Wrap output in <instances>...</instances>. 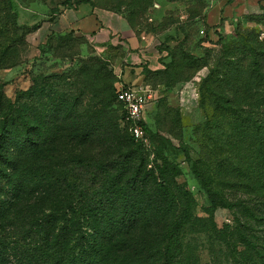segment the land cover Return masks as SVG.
<instances>
[{"label": "rangeland", "instance_id": "obj_1", "mask_svg": "<svg viewBox=\"0 0 264 264\" xmlns=\"http://www.w3.org/2000/svg\"><path fill=\"white\" fill-rule=\"evenodd\" d=\"M12 3L15 22L21 29L15 32L7 20L0 22L3 27L0 32L1 95L40 130L41 141L48 140L44 154L49 151L62 170L74 169L80 176L85 161L103 164L115 159L113 150L95 141H79L76 137L92 119L100 117L96 113L100 107L96 104L99 83L96 70L103 67L112 81H116L114 87H123L118 84L124 56L122 39L110 33L88 38L77 33L50 32L48 24L65 10L89 5L119 14L139 39L153 40V47L164 54L161 60L168 66L164 71L146 75L153 93L146 114L147 127L169 142L165 155L180 171L178 183L194 199L192 220L181 234L183 251L173 264H238L233 252L236 242L227 227L240 218L238 211L217 208L210 212L208 197L195 179L185 154L204 162L200 145L207 140L205 131L213 137L227 129L228 122L224 118L227 114L211 109L212 98L219 102L230 99L254 118L264 112V106L257 103L263 90L255 87L256 82L253 86L249 83L258 76L254 61H263L264 0H12ZM226 56L234 59L235 65L229 70L223 67L222 59ZM88 71L91 78L84 79L81 74ZM63 78L64 83L60 81ZM101 83L107 85L109 81L101 80ZM205 86L210 92L206 93L208 99L202 109L200 102ZM33 88L35 90L28 94ZM63 97L70 101L69 107L61 109L63 113H59L54 122L47 121L45 117L52 115L50 109L61 106L59 100ZM111 108L116 110V104ZM216 113L217 119L213 117ZM258 147L247 141L241 147L226 149L225 157L230 156L235 161L241 158L239 162L245 176L251 177L257 171L255 150ZM208 160L211 165L215 163L214 158ZM151 161L152 157L148 165ZM201 167L213 178L215 186L234 182L216 166ZM153 177L158 178L157 172ZM261 182L255 192H249V184L244 179L242 184L248 187L229 192L230 198L256 206L257 197L264 196V181ZM32 190L37 191L38 187ZM35 195L31 191L24 194L18 207L11 210L9 219L0 220V238L13 242L15 237L21 236L22 219L32 213ZM180 204L178 199V213ZM145 209L149 214L150 209ZM255 213L260 214L257 210ZM171 219L169 214L163 219L148 216L140 221L132 238L140 243L137 239L148 232L152 241L143 251L137 247L124 250L115 256L117 260L124 264H162L164 237L157 236L166 231ZM252 230L261 235L260 227L252 225Z\"/></svg>", "mask_w": 264, "mask_h": 264}, {"label": "trees", "instance_id": "obj_2", "mask_svg": "<svg viewBox=\"0 0 264 264\" xmlns=\"http://www.w3.org/2000/svg\"><path fill=\"white\" fill-rule=\"evenodd\" d=\"M15 19L12 0H0V22L7 20L9 27L16 32L21 28ZM2 28L0 25V32ZM75 34L73 31L68 32V35ZM262 51L263 61L260 63L255 60L253 66L258 76L249 83L253 86L256 82L255 87L263 90L257 103L264 106ZM222 60L227 70L235 65L232 57L226 56ZM163 65L161 71L168 66L165 62ZM96 71L99 78L96 104L100 106H97L99 111L96 113L100 117L92 119L76 139L102 144L109 151L113 150L115 159L103 164H88L85 161L81 176L74 169L62 170L53 161L49 151L44 154L43 148L49 143L48 140L41 141L40 130L23 118L10 100H4L0 92V220L9 219L11 210L18 207L24 194L31 191L37 197L35 209L33 207L32 213L22 219L23 227L19 230L21 236L15 237L13 242L0 238V264H124L117 260V254L135 247L143 251L152 241L146 232L144 237L137 239L140 243H136L132 238L135 226L148 216L163 219L169 214L172 217L170 224L166 231L157 236L164 237L162 264H173L183 251L181 234L192 220L194 199L178 183L180 171L165 155L170 144L149 130L147 122L143 127L149 147L136 142L126 127L121 126L123 110L117 102L119 89L114 87L116 81H112V76L104 72L103 67ZM144 72L145 75L153 73L146 69ZM88 74L89 71L81 76L84 75V79L91 78ZM101 80L109 83L104 85ZM60 81L64 83L65 78ZM144 86L149 87L147 79L144 80ZM34 90L31 89L28 94ZM65 91L66 88L63 93ZM209 92V87L205 86L200 102L202 109H205L208 99L206 93ZM66 98L70 99L69 96ZM67 99L61 98V106L51 108L49 113L52 115L49 114L50 117L46 116L45 119L49 122L57 120L58 114L63 113L61 109L70 105ZM113 103L116 104V110L112 111ZM4 109L7 112H3ZM211 109L227 114V118L224 117L228 122L225 133L223 131L220 136L214 134L210 137L209 131H205L207 140H203L200 145L204 162L199 158L191 159L187 153L186 158L191 163L195 179L208 197L210 212L217 208L238 211L240 218L232 226L227 225L232 231L231 238L236 242L233 252L238 264H264V196L257 197L256 206H250L229 195V192L248 187L242 184L244 179L249 184V192H255L256 187L262 185L261 180L264 181V112L254 118L253 114L238 108L230 99L219 102L217 98H212ZM217 113L213 115L216 119ZM247 141L257 147L259 145L255 150L257 171L251 177L245 176L239 162L241 158L237 157L238 161H235L230 156L225 157L226 149L241 147ZM150 157L152 161L148 165ZM209 158H214L215 163L211 165ZM201 166H216L219 172L229 175L234 182L223 184L222 187L215 186L213 178ZM155 172L158 178L152 179ZM75 181L79 184L76 185ZM34 187H38V190H32ZM178 199L181 202L179 213ZM145 208L150 209L149 214ZM256 210L260 214H256ZM252 225L262 229L260 236L253 232Z\"/></svg>", "mask_w": 264, "mask_h": 264}, {"label": "crops", "instance_id": "obj_3", "mask_svg": "<svg viewBox=\"0 0 264 264\" xmlns=\"http://www.w3.org/2000/svg\"><path fill=\"white\" fill-rule=\"evenodd\" d=\"M258 1V0H257ZM50 32L73 31L85 37L111 36L121 38L123 63L119 69L118 84L123 87L144 85L146 75L164 68L163 57L153 47V40L136 36L124 17L110 11L99 10L89 5H80L62 12L54 22L48 24Z\"/></svg>", "mask_w": 264, "mask_h": 264}, {"label": "built area", "instance_id": "obj_4", "mask_svg": "<svg viewBox=\"0 0 264 264\" xmlns=\"http://www.w3.org/2000/svg\"><path fill=\"white\" fill-rule=\"evenodd\" d=\"M163 57L164 54L161 53ZM117 102L123 110L122 126H125L129 135L136 141L149 147V139L143 124L146 122V114L153 93L149 87L144 85L121 87L117 92Z\"/></svg>", "mask_w": 264, "mask_h": 264}]
</instances>
